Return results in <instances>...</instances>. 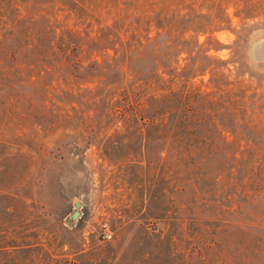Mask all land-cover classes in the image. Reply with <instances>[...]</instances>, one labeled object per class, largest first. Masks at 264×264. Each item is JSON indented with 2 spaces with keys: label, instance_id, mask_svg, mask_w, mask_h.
Returning <instances> with one entry per match:
<instances>
[{
  "label": "trees",
  "instance_id": "obj_1",
  "mask_svg": "<svg viewBox=\"0 0 264 264\" xmlns=\"http://www.w3.org/2000/svg\"><path fill=\"white\" fill-rule=\"evenodd\" d=\"M48 1L59 7L20 17L16 12L0 31V118L6 105L33 106V125L46 138L38 142V153L50 144L47 152L66 161L79 163L90 145L107 156L117 149L110 140L116 134L139 142L130 150L148 164L162 153L188 200L197 191L199 199L224 201L229 218L238 217L227 222V234L242 236L244 261L264 264V140L234 136L257 129L247 120L253 111L243 101L246 87L219 73L214 92L199 91L189 83L197 68L176 73L174 66L181 51L192 59L187 46L193 37L208 33L210 40L228 19L218 15L200 25L204 15L166 10L162 0ZM104 8H113L110 21L96 11ZM189 31L192 36L184 37ZM21 88L33 89V99ZM49 168L40 167V184ZM61 170L54 176L58 183ZM15 186L0 185V264H33V250L36 264H75L33 245L26 222L10 224L6 233L7 220L29 218L25 201L33 198L30 185Z\"/></svg>",
  "mask_w": 264,
  "mask_h": 264
},
{
  "label": "rangeland",
  "instance_id": "obj_2",
  "mask_svg": "<svg viewBox=\"0 0 264 264\" xmlns=\"http://www.w3.org/2000/svg\"><path fill=\"white\" fill-rule=\"evenodd\" d=\"M12 1L15 6L5 0L0 4V31L11 25L16 12L20 17L38 9L52 13L59 7H51L48 0ZM162 6L180 14L200 13L204 15L198 19L200 25L218 15L228 19L212 31L210 40H206L208 33L193 37L192 45L187 46L192 59L181 51L175 70L184 73L188 66L197 68L189 83L204 92L216 90L219 73L226 81L238 80L246 87V109L253 111L247 120L257 129L234 136L264 140V49L257 50L264 41V0H162ZM96 11L110 21L113 8ZM63 14L57 12L59 20ZM72 21L68 19V23ZM189 36L191 31L184 35ZM23 90L33 99V89L21 88L19 93ZM7 106L0 118V185H30L33 198L25 201L29 218L14 217L8 224L7 220L6 233L10 224L26 222L33 229V245L39 243L46 253L73 258L75 264H247L240 248L242 236L227 234L229 220L238 217L229 218L221 205L224 201L217 197L214 201L199 199L195 191L188 200L181 191L179 174L163 165L162 153L148 164L130 150L139 142L116 134L110 140L117 149L107 156L98 154L94 145L84 149L79 163L53 157V152H47L50 144L39 154L37 144L46 138L33 125V106ZM242 144L239 142V149ZM47 164L46 183L40 184V167ZM24 167L25 176L19 180ZM60 170L62 183L54 180ZM74 201L80 203L78 215L69 222ZM103 229L109 230L108 239H101ZM35 254L33 250V264L38 262Z\"/></svg>",
  "mask_w": 264,
  "mask_h": 264
},
{
  "label": "water",
  "instance_id": "obj_3",
  "mask_svg": "<svg viewBox=\"0 0 264 264\" xmlns=\"http://www.w3.org/2000/svg\"><path fill=\"white\" fill-rule=\"evenodd\" d=\"M260 49H264V41L257 45V50H260ZM79 205H80L79 201H74L73 202L74 209L72 210V212L68 216V221L69 222H71L72 220H74L77 217V215H78L77 208L79 207Z\"/></svg>",
  "mask_w": 264,
  "mask_h": 264
},
{
  "label": "built area",
  "instance_id": "obj_4",
  "mask_svg": "<svg viewBox=\"0 0 264 264\" xmlns=\"http://www.w3.org/2000/svg\"><path fill=\"white\" fill-rule=\"evenodd\" d=\"M110 237V232L107 229H103L101 234V239H108Z\"/></svg>",
  "mask_w": 264,
  "mask_h": 264
}]
</instances>
